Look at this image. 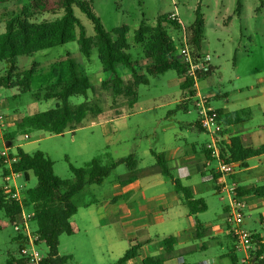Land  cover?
Masks as SVG:
<instances>
[{
    "label": "rangeland",
    "instance_id": "374dc122",
    "mask_svg": "<svg viewBox=\"0 0 264 264\" xmlns=\"http://www.w3.org/2000/svg\"><path fill=\"white\" fill-rule=\"evenodd\" d=\"M57 1L50 0L49 8L56 9ZM88 1L92 2L95 14L107 31L122 25L129 27V52L133 60L138 61L136 67H144L147 63L143 59L142 47L134 42V33L142 21L155 25L159 16L177 13L188 26L193 23L195 12L199 8L204 19L202 51L204 55L210 56V64L215 68L210 76L197 81L200 95L216 94L215 106L226 105L235 109L243 106L242 104H250L249 101L254 100L253 95L263 91L259 82L264 80V0ZM30 2L31 0H0V32L4 31L6 19L18 13L22 7H29ZM73 9L75 16L84 26L86 35L93 36V23L78 7L74 6ZM62 15L61 9L56 13L44 12L38 17L55 20ZM183 32L173 31L172 35L175 39L181 38L182 43ZM69 59H72L78 71L89 76L95 89L89 91L88 99L103 108L102 115L95 120L87 119L81 127L62 134H53L46 130L32 131L28 133L30 139H26L24 134L20 133L12 143L29 154L38 151L45 153L53 161V170L58 177L72 179L70 165L80 168L94 158H100L104 165H108L113 160L129 155H134L139 161L137 176L155 177L157 174L151 172L156 168L153 152L169 154L174 149H186V143L196 142L198 147H201L209 142L210 136L206 132L191 130L189 126H194L198 120L193 103L187 111H175L176 105L183 97L179 81L181 78L175 70L160 76H151L148 85L137 86L136 103L130 104L127 101L129 98L115 96L111 89L102 87V81L111 78V74L103 72L95 47H92L90 56L87 57L80 51L77 41L45 49L33 56H18L16 65L20 70H27L34 63L39 64L32 79L33 90L21 95L16 88L0 87V113L7 116L10 122L25 114L28 103L36 101L33 93L39 92L42 95L46 85L70 79ZM7 69L8 64L0 62V77ZM118 72L125 81L131 80L130 71L123 65H119ZM172 87L174 90H171ZM197 99L198 97L194 100ZM227 100L230 103H227ZM84 101L83 96L70 99L73 104ZM55 104V99H41L39 102L42 111L53 108ZM259 112L256 111L254 123L262 120ZM14 128L15 126H12V130ZM2 149L0 142V152ZM168 165L172 174L180 178L183 185H203L200 174L191 172V179H186L180 172L181 167H177V161L169 162ZM212 165L215 166L216 163L213 162ZM132 174L126 164H121L102 184L88 185L74 197L78 212L71 218V224L76 231L73 235H62L59 245L61 255L72 256L68 264H113L129 248L127 232L135 234L134 228L142 223L150 222L153 238L162 239L172 235L175 227L168 222L154 225L155 215L146 212V208L127 214L112 206L114 204H111V196L115 183L124 184ZM164 179L166 185L149 190L146 193L147 198L157 190L167 193L173 189L172 180L167 177ZM16 180L25 190L37 184V178L32 172H23ZM2 184L3 169L0 166V186ZM222 194L223 199L214 188L205 186L201 196L207 199L210 206L206 212L199 215L202 222L218 224L224 221L226 214L222 207L227 205L229 200L226 194ZM110 208L112 214L105 215ZM181 208L186 212L185 206ZM102 219L104 222H101ZM258 220V217H254L252 223L250 219L247 223H256V226H259ZM186 224L187 221L185 226ZM3 225L0 231V264H5L10 256H20L21 245L14 241L18 234L14 225L6 222ZM31 225L32 229H36L34 222ZM105 229L113 235L112 240L103 237ZM37 249L42 255L48 253V247L43 242L38 244Z\"/></svg>",
    "mask_w": 264,
    "mask_h": 264
},
{
    "label": "trees",
    "instance_id": "16d2710c",
    "mask_svg": "<svg viewBox=\"0 0 264 264\" xmlns=\"http://www.w3.org/2000/svg\"><path fill=\"white\" fill-rule=\"evenodd\" d=\"M49 1L31 0L29 7H22L18 13L6 19L4 31L0 32V62L7 63L8 69L0 77V87L16 88L21 95L32 92V79L38 71L39 64L34 63L31 68L20 70L16 65V58L23 55L33 56L45 49L77 41L80 51L87 57L90 56L92 47L97 49L103 72L111 74V78L102 81V87L111 89L115 96L129 98L128 101L133 104L136 102L135 89L137 86L148 85L151 76L156 77L175 70L181 78L180 89L183 92L182 100L176 105L175 111H187L189 105L194 104L197 96L196 80L187 75V66L178 56L181 38L175 39L172 33L183 30L191 54L195 57L201 56L203 54L204 19L199 8L195 12L193 23L184 27L171 18L172 14L159 16L155 25H148L142 21L134 33V42L142 47L143 59L147 63L144 67H136L138 61H134L129 52L128 26L122 25L107 31L95 14L92 2L88 0H58L56 9L49 8ZM74 6L78 7L93 23V36L86 35L84 26L74 14ZM61 9L63 15L58 19L47 20L38 17L44 12L56 13ZM119 65H123L130 71L131 80L125 81L122 78L118 72ZM69 66L70 79L46 85L42 90V95L39 92L33 93L37 102L41 99L45 101L55 99V106L19 119L14 130L5 135L9 143L12 144L20 133L46 130L53 134H62L67 130H76L85 120H95L102 115L103 108L97 102L88 99L89 91L95 89L89 76L85 72L78 71L72 59H69ZM213 71L211 67L209 72L198 75L197 80L210 75ZM76 96L85 97V101L79 104L71 103L70 99ZM216 112L225 130L231 124H238L250 118L251 114L248 108L237 111L216 109ZM197 125L200 130L204 131L199 120ZM220 150L221 158L226 161L243 162L250 157L264 154V145L257 148L245 147L241 139L235 137L229 142L222 140ZM17 154L18 160L13 164V170L32 172L37 178V184L25 190L26 196L22 202L7 199L2 185L0 186V231L5 222L15 225L20 220L22 209L33 212L36 233L39 235L40 242L48 247V253L42 264H68L72 258L70 255H61L59 245L62 235H73L76 231L71 224V218L78 212L74 197L88 185L102 184L121 164H126L133 172L126 180L127 182L132 181L137 177L136 171L139 165L134 155L113 160L108 165H104L100 158H94L80 168L70 165L72 179H62L55 175L53 161L45 153L38 151L29 154L17 147ZM153 155L156 158L159 172L172 180L174 189L187 206L189 214L205 212L207 209L205 200L196 198L191 187L183 185L182 181L172 174L166 155L155 152ZM206 155H209L207 151ZM0 166L4 177L8 169L1 161ZM250 192L264 196V186L253 188ZM202 228L199 222L197 225L199 233ZM14 241L21 244V249L24 244L22 234L18 233ZM177 242L178 239L174 236L164 238L161 241L164 253L144 257L142 264H165ZM142 245L140 242L131 240L130 247L113 264H128L139 255ZM234 263L237 264L235 257ZM5 264H28V262L20 256H10Z\"/></svg>",
    "mask_w": 264,
    "mask_h": 264
},
{
    "label": "crops",
    "instance_id": "0c3cea01",
    "mask_svg": "<svg viewBox=\"0 0 264 264\" xmlns=\"http://www.w3.org/2000/svg\"><path fill=\"white\" fill-rule=\"evenodd\" d=\"M211 66L213 70H215L214 66ZM179 81L181 83V80ZM198 87L199 86L196 83L197 94H200ZM259 87L262 88L263 91L254 94V100L249 101L250 104L245 103L242 104L243 106L235 109L226 105L215 106L214 101L217 98V95H208L211 100V105L215 109L237 111L248 108L251 111L250 118L244 120L241 123L231 124L226 127L223 138L224 141L229 142L230 139L239 137L245 147L257 148L264 145V80L259 82ZM171 90H174V87H172ZM128 103L130 102L128 101ZM135 103L136 102L133 104ZM227 103L230 102L228 101ZM257 110L260 111L259 115L261 116L262 120L254 123ZM39 111H42L40 109L39 102L35 101L28 103L25 114H22L18 118H14L9 122V118L7 119V116L5 117L4 130H0V142L3 146L2 150L7 147H19L17 144L15 146L7 141V138L5 137L6 133L13 131L12 126H15L16 122L23 116L32 115L38 113ZM168 114H170V112H168ZM197 121L195 122L194 126H189H191V130L195 129L202 131L198 127ZM206 144L198 147L196 142L186 143V149H174L169 154L164 152L161 153L166 155L168 164L169 162L177 161V167H181L180 172L186 179H191V172L201 175V182L203 185L191 183L188 186L191 187L196 198H203L205 200L207 211L210 206L209 202L201 195L204 193L205 186L207 188H214L215 190L216 187L212 180L205 178L207 173L203 171V165L207 156L205 149ZM196 161L199 162L196 164ZM236 164L237 169L235 173L229 177V182L235 183L240 194L249 196L250 200V204L245 212L243 225L246 229L255 233L264 242V196H258L250 192V190L253 188L264 186V154L250 157L243 162H236ZM151 172L156 173L157 175L155 177L148 175L143 178L137 176L132 181H124V184L116 182L111 196V204H114L112 206H116L117 210L127 214L134 213L135 211L139 212L140 209L146 208V212L155 215V219L153 221L155 223L154 225H161L165 222H168L175 227V230L171 236L177 237L178 242L175 245L172 254L165 261V264H235L234 257L237 259L238 254H236L233 249V239L226 225V215L225 219L223 218L224 221L218 224H214L210 221L202 222L199 215L203 212L190 215L187 206L182 202L180 196L175 191L173 182V189L171 191L166 193L157 190L154 192V194L147 198L146 193L149 190H154L157 187H163L166 185V181L164 179L165 176L159 172L157 166L155 170H152ZM146 174L147 173H142V175ZM221 199L223 198L221 197ZM181 206L186 207V212L182 211ZM226 206L227 205L222 207L224 212ZM111 208L107 209L108 211L105 215L109 216L112 214L113 211ZM221 217L222 216H220V218ZM254 217H258L260 224L259 226H256V223H254V225L247 223L248 219H250L252 223ZM186 221L187 224L185 226ZM101 222H104V220L102 219ZM199 222L203 226L200 233L197 229ZM151 227L152 225H150V222H146L134 228L135 234H131V231L127 232V236L129 235L127 237L129 240V247L131 240H135L143 244L139 251V255L129 261L128 264H142L144 257L158 256L164 253V248L161 244V241L166 238V236L162 239L153 238L151 234ZM103 237H107L110 240L114 238L110 231L106 229L105 236Z\"/></svg>",
    "mask_w": 264,
    "mask_h": 264
},
{
    "label": "built area",
    "instance_id": "2783aa9c",
    "mask_svg": "<svg viewBox=\"0 0 264 264\" xmlns=\"http://www.w3.org/2000/svg\"><path fill=\"white\" fill-rule=\"evenodd\" d=\"M183 27L185 24L177 13L171 15ZM178 56L181 62L187 66V75L193 77L197 83L198 75L209 72L212 67L210 56L202 54L199 57L191 54L186 44L185 33L182 43L178 47ZM196 87V84H195ZM197 100L194 101V107L198 113V120L201 128L210 136L205 149L208 152L203 171L207 174L205 178L212 180L216 187V192L221 195L226 194L229 203L226 206V225L233 239V249L238 254V264H263L264 263V242L253 232L246 229L243 225L245 212L250 204L249 196L241 195L235 183L229 182V177L237 169L236 162H228L220 156V142L224 138L225 127L220 121L216 109L211 105L210 97L197 94ZM195 98V99H196ZM1 107V104H0ZM5 126V116L0 113V130ZM26 139H30L29 134H24ZM11 148H5L0 152V161L8 169V173L3 177V190L7 199H14L22 202L25 199V189L18 184L17 178L23 172L13 170V164L18 160L16 151ZM216 165L213 166L212 163ZM34 222V213L27 209H22L20 220L14 225L17 233L22 234L24 244L20 249V257L26 259L28 264H42L46 255H42L37 249L40 244L39 235L36 229H32Z\"/></svg>",
    "mask_w": 264,
    "mask_h": 264
}]
</instances>
